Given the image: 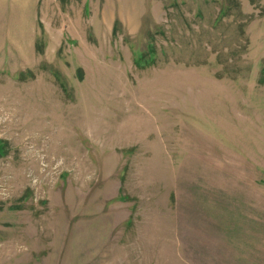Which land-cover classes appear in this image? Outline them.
I'll list each match as a JSON object with an SVG mask.
<instances>
[{"label": "rangeland", "instance_id": "rangeland-1", "mask_svg": "<svg viewBox=\"0 0 264 264\" xmlns=\"http://www.w3.org/2000/svg\"><path fill=\"white\" fill-rule=\"evenodd\" d=\"M0 264H264V0H0Z\"/></svg>", "mask_w": 264, "mask_h": 264}]
</instances>
